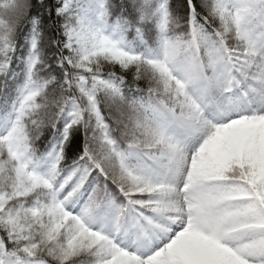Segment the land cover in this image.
Returning a JSON list of instances; mask_svg holds the SVG:
<instances>
[{"label":"snow or ice","instance_id":"snow-or-ice-1","mask_svg":"<svg viewBox=\"0 0 264 264\" xmlns=\"http://www.w3.org/2000/svg\"><path fill=\"white\" fill-rule=\"evenodd\" d=\"M0 264H264V0H0Z\"/></svg>","mask_w":264,"mask_h":264}]
</instances>
